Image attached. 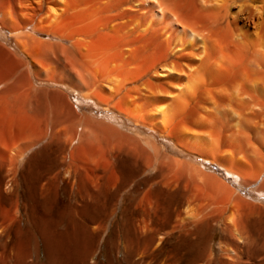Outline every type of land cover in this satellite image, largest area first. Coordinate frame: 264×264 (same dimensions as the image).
Wrapping results in <instances>:
<instances>
[{"label": "bare ground", "instance_id": "bare-ground-1", "mask_svg": "<svg viewBox=\"0 0 264 264\" xmlns=\"http://www.w3.org/2000/svg\"><path fill=\"white\" fill-rule=\"evenodd\" d=\"M260 115L264 0H0V264H264Z\"/></svg>", "mask_w": 264, "mask_h": 264}, {"label": "rangeland", "instance_id": "rangeland-1", "mask_svg": "<svg viewBox=\"0 0 264 264\" xmlns=\"http://www.w3.org/2000/svg\"><path fill=\"white\" fill-rule=\"evenodd\" d=\"M47 14V11L45 10V12H44V16ZM25 33V34H24ZM22 36H25V35H30V37L32 36L35 40H37V41H40V42H44V43H55V42H57L55 39H53V38H50L49 36H47V35H44V34H41V33H39V32H36L35 30H34V27H30L28 30H26V31H24V32H22ZM15 39V36L12 34V33H10V32H5L4 34H3V37H2V42H3V44L6 46V47H8L10 50H12L13 52H15V53H17L18 55H20V53H19V51H18V49H16L17 48V45H16V39ZM23 40H25L26 41V39L25 38H23ZM5 42V43H4ZM7 44H9V45H7ZM15 45V46H14ZM45 47V46H44ZM49 47V46H48ZM34 54L35 52L32 50L31 51V54ZM22 57V56H21ZM30 62H32V61H30ZM31 66H32V70L34 71L35 70V65L33 64V63H31ZM44 87H48L46 84H44ZM54 89H56L55 87H53ZM59 88V87H58ZM66 91V90H65ZM69 95H70V100L72 101V103L78 108V110H80V108H81V106H82V104L80 103L81 102V98L79 97V95H77V94H74V93H72V92H67ZM79 99V100H78ZM82 112H89V111H91V109L90 110H81ZM99 115H100V113H98ZM253 119H256V120H254L253 122H254V124L252 123L251 125H253V127L252 126H250V128L248 127V128H245V131H243V136L244 137H242V139H243V141H249V142H252V144L253 145H255V146H257V136H256V127L264 120V117L263 116H255V117H253L252 118V120ZM127 124H128V126H130V127H132L133 128V126H132V123H130V122H128L127 121ZM149 136H153V134H149L147 137H149ZM155 136L159 139V140H161L162 141V143L164 144V145H166V146H169V147H172V145H171V142L169 141V140H167V139H165V138H163V137H160V135L159 134H155ZM246 138V139H245ZM245 139V140H244ZM181 157V156H180ZM182 159H188L189 157H186V156H184V157H181ZM206 167V168H205ZM205 167H203V169L207 172V173H209V174H213V175H216L220 180H222V181H224V182H226V183H228V184H230L231 186H233L234 188H237L235 185H234V183H233V180L232 179H230L229 177H228V175L226 174V172L223 170V169H221L219 166H213V165H211V164H206L205 165ZM218 237H220V233H218Z\"/></svg>", "mask_w": 264, "mask_h": 264}]
</instances>
